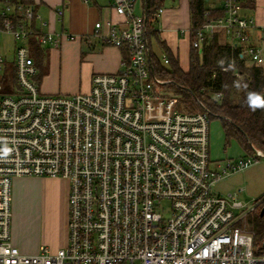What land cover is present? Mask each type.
Masks as SVG:
<instances>
[{
  "label": "built area",
  "instance_id": "built-area-1",
  "mask_svg": "<svg viewBox=\"0 0 264 264\" xmlns=\"http://www.w3.org/2000/svg\"><path fill=\"white\" fill-rule=\"evenodd\" d=\"M243 1L221 0L223 16L195 31L193 47L221 33L247 64L264 67V46L252 37L264 26L243 14ZM111 2L122 21L97 23L93 36L128 49L123 69L94 75L89 93L46 95L28 42L58 47L64 34L43 31L47 23L34 5L0 1V36L17 44L15 81L0 54V264H264V246L248 224L257 204L248 209L237 195L214 191L264 153L254 148L214 166V115L200 100L199 111L181 110L173 80L157 76V29L136 14L139 0ZM161 61L169 64L165 54ZM16 178L68 182L65 248L28 255L13 244Z\"/></svg>",
  "mask_w": 264,
  "mask_h": 264
},
{
  "label": "crops",
  "instance_id": "crops-1",
  "mask_svg": "<svg viewBox=\"0 0 264 264\" xmlns=\"http://www.w3.org/2000/svg\"><path fill=\"white\" fill-rule=\"evenodd\" d=\"M246 1H243V14L254 17L258 25L263 27L264 0H255L253 10L244 6ZM112 4L111 0H89L88 3L83 0L34 1L33 5L37 13L47 23V26L42 30L53 37L64 34L58 47L54 42L39 44L35 39L28 42L38 70L36 80L43 94L75 95L89 93L94 75L115 74L123 69V64L129 56L128 49L106 46L93 36L97 23L122 21V18L114 11ZM190 4L191 0H165L162 8L164 12L155 26L157 34L160 35V40L165 43L175 57L179 58L180 65L185 71L190 67L192 49L190 38L192 35V6ZM221 5L220 0L218 6L209 8L221 9ZM144 12L145 2L139 0L136 6V14L143 15ZM36 25L41 28L39 23ZM104 31L106 32V29ZM3 35L11 40V45L0 51V54L8 59L7 70L10 75V66L14 67L13 61L17 44L11 35ZM3 35L0 36V47L2 46ZM68 36L72 38H68ZM252 37L257 45L264 46V29L253 31ZM153 42L156 44L152 39L151 45L154 51ZM163 55L164 53H162ZM185 61L188 62L189 67L187 69L183 66ZM75 69L78 70L79 77L74 78L73 84L72 73ZM221 130L224 149L227 150L225 134L223 129ZM233 143L240 149L239 158L249 155L243 151L237 142L233 141ZM212 159L214 166L225 161V159ZM14 183L16 185L24 183L30 185L50 184L49 186L52 188L48 189V193L46 192L43 202L40 201L39 203L37 197V201L31 203L19 221L12 223L13 244L21 252L28 255L38 254L44 246L53 252L65 248L68 244V182L62 179L16 178ZM36 226H38V230H36Z\"/></svg>",
  "mask_w": 264,
  "mask_h": 264
},
{
  "label": "trees",
  "instance_id": "trees-1",
  "mask_svg": "<svg viewBox=\"0 0 264 264\" xmlns=\"http://www.w3.org/2000/svg\"><path fill=\"white\" fill-rule=\"evenodd\" d=\"M19 1L33 5L35 0ZM206 1L191 0L190 4L192 6L190 67L185 71L180 65L179 58L175 57L160 40V35L155 32L151 40L156 42L157 47L169 59V64L164 65L154 50L152 54L155 72L161 79L173 80L175 84L170 87V91L174 95L182 96L183 105L188 100L193 103L197 100L204 102L214 115L212 120L221 121L226 148L235 141L249 155L254 154V148L264 153V106L252 107L249 101L250 93L257 94L264 100V67L247 64L221 33L204 41L201 48L193 47V42L197 40L195 31L211 20L223 16L221 9L207 8ZM144 2V16L148 18L153 28L159 21L156 15L164 7L165 0ZM244 6L253 10L255 0H247ZM10 69V77L15 81V67L10 66ZM236 74H239L240 78H237ZM7 92L12 93L11 89ZM219 94L222 95L221 99L217 98ZM256 204L254 213L259 220L255 228L249 227L256 234V243L261 245L264 243V197Z\"/></svg>",
  "mask_w": 264,
  "mask_h": 264
},
{
  "label": "rangeland",
  "instance_id": "rangeland-1",
  "mask_svg": "<svg viewBox=\"0 0 264 264\" xmlns=\"http://www.w3.org/2000/svg\"><path fill=\"white\" fill-rule=\"evenodd\" d=\"M206 3L207 8H209L212 6H218L220 4V0H210ZM10 41V38L4 37L3 35L0 51H2L4 47H9L11 45ZM153 49L159 57L162 56V51L156 46L154 42ZM183 66H185L184 68L187 69L189 67L188 62L185 61L183 63ZM75 77H79L77 69H75L72 73L73 84ZM179 108L188 112H197L200 110L199 106L196 103H193V101L190 102L189 100L184 105L183 103H180ZM221 129H223L221 127V121L219 119H214L211 124L212 158L225 160L239 158L238 156L240 155V149L236 144L233 143L230 147L226 148L227 150L224 149ZM49 185L50 184L30 185L27 183L16 185V183L13 182L12 223L19 221L20 217L27 211L26 209L30 207L31 203H33V201L35 200L37 201V197L39 203L40 201L43 202L45 200L46 192L48 193V189L52 188ZM214 191L215 193L223 197H228L230 194L237 195L238 200L241 201L248 209H251L254 205H256V202L258 200L264 197V158H262V160H259V163L255 164L254 166L244 171L233 174L229 178L220 181L216 185V188H214ZM258 220L259 219L257 215H255V213L250 214L248 216L249 226L251 228H255ZM36 230H38V226H36Z\"/></svg>",
  "mask_w": 264,
  "mask_h": 264
},
{
  "label": "clouds",
  "instance_id": "clouds-1",
  "mask_svg": "<svg viewBox=\"0 0 264 264\" xmlns=\"http://www.w3.org/2000/svg\"><path fill=\"white\" fill-rule=\"evenodd\" d=\"M249 101L252 107L264 106V100H262L261 97L257 94L250 93Z\"/></svg>",
  "mask_w": 264,
  "mask_h": 264
},
{
  "label": "water",
  "instance_id": "water-1",
  "mask_svg": "<svg viewBox=\"0 0 264 264\" xmlns=\"http://www.w3.org/2000/svg\"><path fill=\"white\" fill-rule=\"evenodd\" d=\"M263 246H264V243H263Z\"/></svg>",
  "mask_w": 264,
  "mask_h": 264
}]
</instances>
